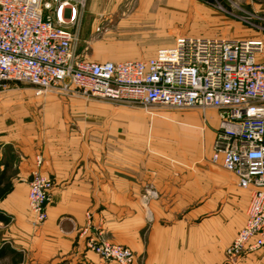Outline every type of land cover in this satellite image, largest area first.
I'll return each instance as SVG.
<instances>
[{"label":"crops","instance_id":"1","mask_svg":"<svg viewBox=\"0 0 264 264\" xmlns=\"http://www.w3.org/2000/svg\"><path fill=\"white\" fill-rule=\"evenodd\" d=\"M112 4L87 0L80 41L94 50L91 61L140 55L126 29L99 27ZM205 23L210 29L193 36L226 35ZM213 112L204 124L196 111L150 117L114 102L0 90V191L8 189L0 197V261L116 264L87 248L104 239L129 248L135 264H264V247L232 263L224 255L244 225L249 191L210 159ZM38 157L53 188L46 220L32 226L27 192Z\"/></svg>","mask_w":264,"mask_h":264},{"label":"built area","instance_id":"2","mask_svg":"<svg viewBox=\"0 0 264 264\" xmlns=\"http://www.w3.org/2000/svg\"><path fill=\"white\" fill-rule=\"evenodd\" d=\"M86 4L87 0H0V89L17 83L37 95L54 93L144 110H213L217 127L210 159L249 191L244 225L225 254L233 260L263 248V42L182 35L148 59L95 62L79 53ZM41 165L38 157L28 183L32 226L46 220L53 188ZM87 248L104 261L135 264L129 248L104 239L90 240Z\"/></svg>","mask_w":264,"mask_h":264},{"label":"rangeland","instance_id":"3","mask_svg":"<svg viewBox=\"0 0 264 264\" xmlns=\"http://www.w3.org/2000/svg\"><path fill=\"white\" fill-rule=\"evenodd\" d=\"M112 5L117 8L110 11L107 21H100L99 27L110 31L119 28L127 31V39L135 42L140 47L139 56L135 59L144 58L149 55L152 45L167 43L161 47L170 46L174 39L182 35H196V32L208 30L209 25L205 22L216 25V29L226 30L225 34H215L219 37H241L258 39L264 45V11L261 10L264 2L260 0H111ZM114 14V18L112 15ZM125 20L126 27L117 25V18ZM98 35V33H96ZM81 38V37H80ZM81 42V41H80ZM87 42V41H86ZM170 45H169V44ZM81 46V47H80ZM80 55L90 59L95 52L90 48L85 49L86 43H80ZM141 56V57H140ZM125 60V59H123ZM134 60V59H126ZM118 61V60H117ZM14 87H27L23 84L7 83L0 90H9ZM32 89V88H31ZM95 101V100H94ZM108 102V101H103ZM148 116L168 111L183 112L184 110H164L152 107L144 110L138 107ZM200 113L204 124L207 122V114L213 110H206L204 114L198 109H187ZM214 113V112H213ZM205 115V117L203 116ZM205 118V119H204ZM206 120V121H204ZM226 250V249H225ZM230 263L238 261L227 258ZM9 260L0 261V264H8Z\"/></svg>","mask_w":264,"mask_h":264},{"label":"trees","instance_id":"4","mask_svg":"<svg viewBox=\"0 0 264 264\" xmlns=\"http://www.w3.org/2000/svg\"><path fill=\"white\" fill-rule=\"evenodd\" d=\"M8 189L7 188H3L1 191H0V197H2V193H4L5 191H7ZM4 254H6V251L5 252H1L0 253V257L1 255L3 256ZM13 258V257H12ZM13 262L17 261V258L16 259H12Z\"/></svg>","mask_w":264,"mask_h":264}]
</instances>
